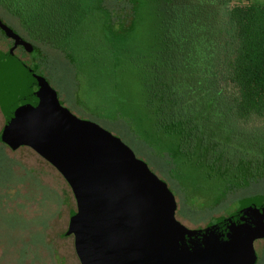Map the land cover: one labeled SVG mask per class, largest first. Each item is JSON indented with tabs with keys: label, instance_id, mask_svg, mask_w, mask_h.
Wrapping results in <instances>:
<instances>
[{
	"label": "rangeland",
	"instance_id": "374dc122",
	"mask_svg": "<svg viewBox=\"0 0 264 264\" xmlns=\"http://www.w3.org/2000/svg\"><path fill=\"white\" fill-rule=\"evenodd\" d=\"M73 2L67 23L52 32L0 3V20L32 46L14 53L28 65L39 62L47 76L53 73L61 104L123 142L166 187L176 219L189 229L205 228L238 200L264 193V118L227 120L193 90L185 92L194 107L192 126L173 128L163 122L157 99L147 98L152 67L159 65L165 2ZM248 2L264 5L234 0L230 7ZM206 10L201 65L213 75L220 71L227 7ZM10 46L0 31V50ZM216 77L224 88L221 75ZM3 124L0 112V133ZM233 150L244 158L232 162ZM75 209L70 188L50 164L27 147L0 142V264H80L73 237L64 235ZM254 244L262 254L264 239Z\"/></svg>",
	"mask_w": 264,
	"mask_h": 264
},
{
	"label": "water",
	"instance_id": "95a60500",
	"mask_svg": "<svg viewBox=\"0 0 264 264\" xmlns=\"http://www.w3.org/2000/svg\"><path fill=\"white\" fill-rule=\"evenodd\" d=\"M31 51V45L24 43ZM10 139L50 164L75 201L71 232L80 264H255L264 211L234 214L207 229L175 217L166 187L121 141L86 122L36 84L4 92Z\"/></svg>",
	"mask_w": 264,
	"mask_h": 264
},
{
	"label": "trees",
	"instance_id": "16d2710c",
	"mask_svg": "<svg viewBox=\"0 0 264 264\" xmlns=\"http://www.w3.org/2000/svg\"><path fill=\"white\" fill-rule=\"evenodd\" d=\"M73 1L76 0H0V3L18 15L26 12L28 20L41 21L52 32L57 23H67L69 9L76 5ZM162 1L167 9L160 27L159 65H153V77L145 87V93L147 98L151 96L157 99V109L165 115L163 122L173 128L192 126L194 107L188 105L185 92L193 90L210 100L214 109L227 120L264 118V5L248 2L230 7L234 0ZM212 6L227 7V35L219 59L220 71L209 75L205 66L202 68L201 60L202 38L209 33L208 28L203 27V18L210 16L206 9ZM0 31L13 40L7 50H0V96L23 84L33 83L61 104L58 92L51 83L53 73L47 76L39 62L28 65L19 59L14 49L18 46L24 48L25 42L1 20ZM219 75L224 81V88L218 85L216 76ZM5 128L3 125L0 142L12 149L19 148ZM230 155L229 159L234 163L245 156L234 150ZM235 203L236 207L228 215L218 218L203 230L222 223L238 212L253 209L264 211V193L250 195ZM74 216L75 211L71 210L65 236H72Z\"/></svg>",
	"mask_w": 264,
	"mask_h": 264
},
{
	"label": "flooded vegetation",
	"instance_id": "af4514ba",
	"mask_svg": "<svg viewBox=\"0 0 264 264\" xmlns=\"http://www.w3.org/2000/svg\"><path fill=\"white\" fill-rule=\"evenodd\" d=\"M11 40V43H13V40L10 38ZM18 47H21V46H18ZM67 108V107H66ZM71 112V111H70ZM72 113V112H71ZM75 115V114H74ZM76 116V115H75ZM79 118V117H78ZM81 119V118H80ZM264 238L262 239H259V240H263ZM258 241V240H256ZM255 243V242H254ZM258 244V243H257ZM256 244V247H255V244L253 245L254 246V252H255V256H256V261H255V264H264V252H262V254L258 255L257 253V249H259V247L257 246ZM264 250V249H263Z\"/></svg>",
	"mask_w": 264,
	"mask_h": 264
}]
</instances>
